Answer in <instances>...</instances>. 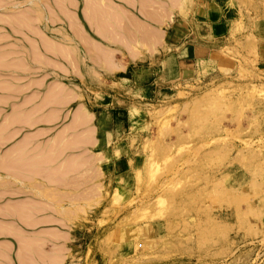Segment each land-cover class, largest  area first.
<instances>
[{
    "label": "rangeland",
    "instance_id": "374dc122",
    "mask_svg": "<svg viewBox=\"0 0 264 264\" xmlns=\"http://www.w3.org/2000/svg\"><path fill=\"white\" fill-rule=\"evenodd\" d=\"M6 1L9 7L19 4L21 8L24 0H0V105L11 104L3 106V118L13 115L12 105L33 98L20 88L9 91L14 82L10 69L20 66L10 60L19 56V46L11 44L9 34L20 24L21 11L14 8L6 15L2 9ZM181 3L183 11L202 22L219 13L226 18L254 15L256 30L264 32V0ZM25 18L22 21L29 24ZM115 22L112 33L128 40ZM260 42L249 37L216 43L213 52L196 54L182 72L174 66L169 79L164 78L170 75L166 70L161 78L152 75L148 68L154 64L128 70L132 57L122 48L106 47L110 64L116 61L127 70L110 66V72L93 73L91 78L62 80L76 89L74 102L51 132L41 125L30 134L59 133L77 111L78 124L91 120L93 138L86 140L92 142L98 191L92 210L83 211L79 219L74 264H264V51ZM62 48L57 49H67ZM61 50L62 55L69 52ZM102 53L93 56L103 61ZM84 56L81 49L79 57ZM62 91H57L56 99L67 96ZM51 98L46 102H58Z\"/></svg>",
    "mask_w": 264,
    "mask_h": 264
},
{
    "label": "crops",
    "instance_id": "0c3cea01",
    "mask_svg": "<svg viewBox=\"0 0 264 264\" xmlns=\"http://www.w3.org/2000/svg\"><path fill=\"white\" fill-rule=\"evenodd\" d=\"M98 1L100 3H98ZM147 1L148 2H146L145 0H71V1L70 0H24V2H22L21 8L18 7L19 4H17V7H13V8L9 7V4L7 1L4 7L2 8L6 12V14H8L7 11H12L14 8L16 10L20 9L22 18L23 16L24 17L28 16L27 19L30 18L29 24H26L25 21H23L24 22L23 24L22 18H21L19 25H16V26L10 25V29L12 28V26L14 27V31L11 30V34H9L10 39H12L11 44L16 45L15 47L17 48L19 46L18 52L20 53L19 56L14 57V60L17 59L15 60L16 62L13 60V58L10 60L11 62L20 63V64L22 63L20 65V68H18V66H15L16 69L12 68L10 69V72H11L12 79L15 78L13 79L14 82L11 83L13 85L12 86L13 92H16L14 88L21 86L20 89L22 91H26L29 93L27 94L28 95L27 97L32 95L33 98L31 102L27 104L22 105V104L16 103L12 105V106L16 105L17 107V108L14 107L12 109L13 110L12 119L13 117H15V119L13 120L11 119V117L3 118L4 116L1 111L3 109V106H7V105L11 106V104L0 105V112H1L0 113V124H2L0 126V134L4 132L3 134L0 135V138H1L0 139V161H1L0 167L1 168L3 167L2 169L0 168V228H1L0 229V246H1L0 253L2 254V255L0 254V264H21V263L26 264L27 262L29 263L30 261H31V264L32 263L34 264H74V262L72 261V257L77 252L76 250L77 249V227L80 224L79 219L82 217L83 211L92 210V208L94 207L93 203L95 202V196L98 191L97 189H94V176H93V168H92L93 154H92V142L90 141L93 138L92 123L88 122L89 123V124L87 123L88 125H85V126L78 125L77 126L75 124L77 123V118L75 116L74 119H72L69 122V124L61 132L55 133L49 137H46L47 136L46 133H47V130L51 132L53 129H55L58 126V123L62 121V119L64 118L63 111L65 110L67 106H69L72 102H74L75 97H76V89L64 84L62 82L63 79H66V78L72 79L73 77L74 78H77V77H80V78L90 77L91 78V75L93 73L98 75V73L101 74L105 71L110 72L108 71V68L110 66L113 67L112 70H116V71L122 70L123 68H125V70L128 69V66L123 67V65H121L120 63H117L116 61H114L112 64L107 65V64H103L102 63L103 61H99L96 58H94L93 55L98 51L96 50V47H98L99 49L100 48L106 49V47L122 48L124 49V52L128 54V56L132 57L130 59L132 62L130 63L129 65L130 68L128 70L131 71L136 66H139L142 63L148 64L150 66H152L151 64H154L155 66L149 67L148 71L151 72L152 75L153 73H157L158 76H160L159 78H161V76L164 75V72L166 70V72L168 71L170 75L169 77L164 76L165 79H169L173 77L175 67L180 72H182L184 69H187L186 65L189 63V61H191V58L193 59L196 58L194 57V56H197L196 54L201 53V52H207V51L213 52L211 50V47L212 45L215 46L216 43H222L227 40L230 42L234 40L236 41L237 39L239 40V39H245L249 37H255L259 41L260 40L262 41L260 42L259 46H260V49L264 51V39H262L264 38V32L263 30H256L258 29L256 27L257 20L254 17V15L252 16H249V15L238 16L237 15L234 18H226L224 15L219 13V14H213L211 17L206 18L202 22L194 18V16L191 15L189 12L183 11V9L181 8L182 0H177V1L176 0H147ZM98 15L99 17L101 15V17L100 18L97 17ZM107 17H109L110 19ZM114 17H120L121 19L124 18L123 20H121L122 25L118 23L117 24L119 26H122L125 32L127 31L126 33L128 34L126 36L127 37L130 36L128 37V40L126 39L122 40V37L118 36L120 38L119 39L117 38L116 34L114 35L115 36L114 38V36H112L111 34L107 35L106 33H104L105 31L107 32L111 31L110 33L113 32L112 31L113 28L111 27L115 26L112 24V20ZM98 19H99L98 23L100 25L97 23ZM101 22H104V23L106 22L107 24L105 23L104 25V23H101ZM110 24L112 25L110 26ZM103 25L104 26L109 25L110 27L108 26L102 27ZM50 33H52L53 36H50L49 35ZM27 36L29 39L27 38ZM85 38L86 39L89 38V39L86 40ZM47 40H50L53 43L54 48L55 46L56 48H60V46L61 48L62 46L66 48L69 47L67 50L70 52H74L73 59L71 57L69 58L67 56L68 54L67 55H61L60 53L58 54L56 51H54V49L53 51L52 49L50 51V48L47 47V43H46ZM128 43H132V44H128ZM55 44H57L58 47ZM33 47H35V50ZM132 47L138 48L140 50L139 53L136 51L135 54H132V51L129 50ZM81 49L82 51H84V55H85L84 58L79 57V51ZM262 54L264 56L263 52ZM7 58L8 57H6L5 59ZM20 58H22L21 59L22 61H20ZM72 60H74L75 62ZM25 65L27 67H25ZM74 65L76 66L74 67ZM111 73H113V71ZM49 79H51V81H49ZM36 82L38 83L37 85H36ZM57 87H58V90H63V92L66 91L68 94L70 93L69 94L70 99L67 100L69 101L68 102L69 104L67 103V101L65 103L59 102V104L57 102H54L55 105L54 103L49 104L46 102L50 94L55 95L53 93L54 92L53 89L55 90ZM19 107L20 108L22 107V108L20 109ZM38 110L40 111L39 113H38ZM52 110L55 111L56 113L52 112ZM17 111L18 112L20 111V113H18ZM26 111L27 113H25ZM53 113H55L56 115L52 117L51 115H53ZM18 114L19 116H17ZM23 115L25 118L23 117L24 119H21ZM27 115L29 118L27 117ZM49 116H51L52 118L46 119V118H49ZM17 117L20 120H18ZM34 118H37V119H34ZM6 120L7 121L9 120L8 123L9 122L10 123L7 124ZM22 120L24 123H22ZM32 120H34L33 124H32L33 122ZM13 121L15 122L17 121L16 124ZM41 125H46L49 129L44 130L43 132H37L35 134H30L31 130L38 129ZM8 126H11V127L9 128ZM87 129L89 130L87 131ZM13 130L14 131L17 130V131L14 132ZM10 134L11 136L13 135V137H11ZM17 134L19 135L16 136ZM87 134L91 137L89 141L86 140V138L89 137ZM27 135L30 137L27 138ZM8 137H10L12 140H10V138ZM46 139L48 141H46ZM55 139L57 143L59 142L58 143L59 145L56 144V142H54ZM59 139L60 140L62 139V140L60 141ZM75 139L77 140V142L75 141ZM23 141L25 142L23 143ZM62 141L63 142L66 141V142L63 143ZM82 141L84 143H82ZM19 145L20 146L22 145L21 148ZM15 146L17 148H15ZM35 149L37 150L35 151ZM30 150L33 152H31ZM48 152H50L49 153L50 155H47ZM22 154L24 155V157H20L22 156ZM36 154L37 155L39 154L38 156H41L40 158L41 160ZM59 155L60 156L62 155L61 158ZM49 157L51 160H54V161L56 160L55 163L54 161H51L50 159H48ZM51 157L52 158L54 157V159H52ZM35 158L37 159V161H35L36 163L38 162L37 164L34 162V160H36ZM43 158H45L44 162L46 163H49L50 161L51 162L49 164H46V163L44 164V162H42L41 164L40 162L43 161ZM6 159H8L9 161ZM67 159H71L72 161L74 160L75 161L70 162L71 160H67ZM4 160L7 162H5ZM30 160H32L33 162L31 161L32 163H29ZM10 161L12 163L15 161L13 163L14 165L11 164ZM23 161L24 163H22ZM68 162L70 163L69 166H71L70 172H69ZM73 163L75 164L73 165ZM82 163L84 165L81 166L80 164ZM59 164L61 167L59 166ZM32 165L36 167L34 168ZM65 165H67L68 167ZM23 166H25L24 167L25 169L23 168ZM47 166L50 168L49 170ZM64 166L66 168V173L64 170L65 168H63ZM74 166L76 168H74ZM29 170L32 171L33 173L30 172ZM46 170L48 171L47 173H46ZM50 171H53V172H50ZM49 175L50 177H48L47 179V176ZM55 177L57 178L55 180H52ZM52 181H55V183H53ZM63 183L64 184L67 183V184L64 185ZM46 189L47 190L50 189V190L47 191ZM41 191L43 192L42 195H40L42 193ZM56 191L59 195L56 193ZM47 193L49 196L50 195L51 196L49 197ZM68 193H70L68 195L69 197L66 195ZM44 194L46 196H44ZM75 196L77 199L75 198ZM71 197H73V200H71L72 199ZM55 198L57 200H55ZM49 199H51V201ZM53 201L55 203L58 201L57 202L58 204L57 203L55 204ZM15 203L17 204L18 207L15 205ZM13 207H15L16 210H19L22 207L21 212L19 211L20 214H22L24 210L33 211V208L36 210L43 208L47 212L44 210H42V212L44 211V213H42L41 210H39L41 212L40 214H38L39 211L37 213L35 212L34 216L36 217L38 216L37 217L38 219L41 217H44V218H42V220H35L34 223H32L33 221L30 222L28 219L24 218L23 216L20 217L19 214L17 215L16 212L18 211H15ZM25 207L26 208L30 207V208L24 209ZM55 207H57V211ZM49 208L50 209L52 208V209L50 210ZM58 210L59 212L62 211L63 213L60 214ZM13 211L15 212V216H14ZM67 211L69 212L73 211V212H71L70 215H67ZM40 221L43 223L40 224ZM57 221H59V223ZM24 237H26L27 240ZM29 238H31V240H29ZM34 238L35 240H33ZM30 241L32 243H30ZM20 242H23V243L20 244ZM27 247L29 248V250L27 249ZM23 251L25 253H23ZM45 254L46 256H49V257H46ZM53 255L54 257L55 256L56 257L54 258ZM26 259H31V260L29 261Z\"/></svg>",
    "mask_w": 264,
    "mask_h": 264
},
{
    "label": "bare ground",
    "instance_id": "6f19581e",
    "mask_svg": "<svg viewBox=\"0 0 264 264\" xmlns=\"http://www.w3.org/2000/svg\"><path fill=\"white\" fill-rule=\"evenodd\" d=\"M3 1H4V0H3ZM70 1H71V0H70ZM145 1L148 2L147 0H145ZM96 2H97V1H96ZM140 2H142V1H140ZM91 3H92V2H91ZM91 3H90V4H91ZM98 3H100V2L98 1ZM152 3H153V1H152ZM56 4H57V3H56ZM70 4H71V3H70ZM70 4H69V5H70ZM94 5H95V4H94ZM101 5H102V4H101ZM71 6H72V5H71ZM3 7H4V6H3ZM102 7H103V6H102ZM105 7H106V6H105ZM107 7H108V6H107ZM146 8H147V7H146ZM26 9H27V8H26ZM66 9H67V8H66ZM109 9H110V8H109ZM63 10H64V9H63ZM91 10H92V9H91ZM91 10H90V11H91ZM105 10H107V9H105ZM23 11H24V10H23ZM29 11H30V10H29ZM49 11H51V10H49ZM95 11H96V10H95ZM108 11H109V10H108ZM68 12H69V11H68ZM91 12H92V11H91ZM100 12H101V11H100ZM105 12H106V11H105ZM109 12H110V11H109ZM113 12H114V11H113ZM36 13H37V12H36ZM110 13H111V12H110ZM115 13H116V12H115ZM115 13H114V14H115ZM23 14H24V13H23ZM25 14H27V13H25ZM49 14H50V12H49ZM91 14H92V13H91ZM91 14H90V15H91ZM96 14H97V13H96ZM98 14H100V13H98ZM106 14H107V13H106ZM114 14H112V15H114ZM6 15H7V14H6ZM21 15H22V14H21ZM92 15H93V14H92ZM102 15H104V14H102ZM116 15H117V14H116ZM4 16H5V15H4ZM39 16H40V15H39ZM66 16H67V15H66ZM109 16H110V15H109ZM117 16H118V15H117ZM26 17H28V16H26ZM55 17H56V16H55ZM75 17H76V16H75ZM97 17H99V15H98ZM97 17H96V18H97ZM100 17H101V15H100ZM100 17H99V18H100ZM104 17H105V16H104ZM126 17H127V16H126ZM21 18H22V17H21ZM21 18H20V19H21ZM93 18H94V16H93ZM93 18H92V20H93ZM107 18H109V17H107ZM29 19H30V18H29ZM33 19H34V18H33ZM90 19H91V18H90ZM101 19H102V18H101ZM101 19H100V20H101ZM104 19H105V18H104ZM109 19H110V18H109ZM115 19H116V22H117V19H118V21H119L120 18H119V17H117V18L115 17ZM115 19L113 18V21H112L113 23H114V20H115ZM123 19H124V18H122V19H120V20H123ZM22 20H24V19H22ZM25 20H27L26 22L29 23L27 18H25ZM35 20H36V19H35ZM90 21H91V20H90ZM102 21H103V20H102ZM5 22H6V21H5ZM22 22H23V21H22ZM30 22H31V21H30ZM98 22H99V19H98L97 23H98ZM116 22H115V24H116ZM124 22H125V20H124ZM32 23H34V22H32ZM75 23H76V22H75ZM101 23H104V22H101ZM105 23H106V22H105ZM105 23H104V25H105ZM117 23L119 24L120 21L117 22ZM121 23H122V21H121ZM133 23H135V22H133ZM133 23H132V24H133ZM21 24H22V23H21ZM70 24H71V23H70ZM98 24H99V23H98ZM106 24H107V23H106ZM118 24H116V25H118ZM99 25H100V24H99ZM104 25H103L102 27H106V26L110 27L112 24H110V26H109V25L104 26ZM121 25H122V24H121ZM97 26H98V25H97ZM20 27H21V26H20ZM116 27H117V26H116ZM119 27H120L121 29L123 28L122 26H119V25H118V28H119ZM25 28H26V27H25ZM79 28H80V27H79ZM111 28L114 29V26L111 27ZM120 28H119V29H120ZM37 29H38V28H37ZM77 29H78V27H77ZM101 29H102V28H101ZM109 29H110V28H109ZM143 29H144V28H143ZM27 30H28V29H27ZM107 30H108V29H107ZM117 30H118V29H117ZM144 30H145V29H144ZM76 31H77V30H76ZM79 31H80V30H79ZM101 31H103V30H101ZM113 31H114V30H113ZM120 31H121V30H120ZM120 31H119V33H120ZM77 32H78V31H77ZM95 32H96V31H95ZM106 32H107V31H105L104 33H106ZM110 32H111V31H110ZM110 32H108L109 34H107V35H110V34H111ZM121 32H122V31H121ZM123 32H125V31H123ZM123 32L121 33V36H123V35H122ZM126 32H127V31H126ZM30 33H31V32H30ZM40 33H42V32H40ZM83 33H84V32H83ZM98 33H99V32H98ZM113 33H114V32H113ZM115 33H117V31H115ZM23 34H24V33H23ZM75 34H76V33H75ZM79 34H80V33H79ZM81 34H82V33H81ZM101 34H102V33H101ZM117 34H118V33H117ZM117 34H116V35H117ZM126 34H128V33H126ZM129 34H130V33H129ZM40 35H41V34H40ZM76 35H77V34H76ZM112 35H115V34H112ZM124 35H125V34H124ZM83 36H84V34H83ZM117 36H119V34H118ZM125 37H126V35H125ZM128 37H130V36H128ZM27 38H28V36H27ZM27 38H26V39H27ZM40 38H41V37H40ZM42 38H43V37H42ZM45 38H46V37H45ZM83 38H84V37H83ZM114 38H115V36H114ZM117 38H118V37H117ZM28 39H29V38H28ZM48 39H49V38H48ZM81 39H82V38H81ZM85 39H86V38H85ZM87 39H89V38H87ZM87 39H86V40H87ZM30 40H31V39H30ZM40 40H41V39H40ZM83 40H84V39H83ZM41 41H42V40H41ZM47 41H49V40H47ZM91 41H92V39H91ZM113 41H114V40H113ZM45 42H46V41H45ZM49 42H50V41H49ZM84 42H85V41H84ZM93 42H94V41H93ZM118 42H119V41H118ZM42 43H43V42H42ZM34 44H36V43H34ZM47 44H49L50 46L53 45V43H52V44L47 43ZM85 44H86V43H85ZM31 45H32V44H31ZM49 45H48V46H49ZM55 45H57V44H55ZM96 45H97V44H96ZM32 46H33V45H32ZM48 46H47V47H48ZM50 46H49V47H50ZM92 46H93V45H92ZM36 47H37V46H36ZM49 47H48V48H49ZM57 47H58V45H57ZM62 47H63V46H62ZM94 47H95V46H94ZM94 47H93V48H94ZM99 47H100V46H99ZM33 48H34V50H35V47H33ZM55 48H56V46H55ZM60 48H61V46H60ZM65 48H66V47H63L62 49H65ZM68 48H69V47H68ZM68 48H67V49H68ZM96 48H98V47H96ZM53 49H54V46L52 47V51H53ZM56 49H57V48H56ZM67 49H65V50H67ZM98 49H99V48H98ZM98 49H97V50H98ZM100 49L102 50L103 48H100ZM100 49H99V53H98V54H94V55H97V56H99V54L101 55L102 52L100 51ZM36 50H37V49H36ZM45 50H47V49H45ZM58 50H59V49L56 50L57 53H58L61 49H60L59 51H58ZM65 50H63V51H65ZM103 50H104V49H103ZM103 50H102V51H103ZM50 51H51V49H50ZM63 51L61 50V53L64 54ZM91 52H92V51H91ZM97 52H98V51H97ZM100 52H101V53H100ZM52 53H54V52H52ZM65 53H66V54H64V55H67V53H68V55H70V51H69V52L66 51ZM105 53H107V52H105V50H104V52L102 53V54L104 55L103 57L105 58V61L107 60V61H108V64H110L109 61H111V57H110V55L108 56V54L105 55ZM17 54H18V52H17ZM22 54H23V53H22ZM40 54H41V53H40ZM49 54H50V52H49ZM58 54H59V53H58ZM72 54H73V53L71 52V56H69V57H73L74 55L72 56ZM13 55H16V54L14 53ZM19 55H20V53H19ZM35 55H36V53H35ZM37 55H38V53H37ZM61 55H62V54H61ZM68 55H67V56H68ZM42 56H43V55H42ZM97 56H96V57H97ZM105 56H106V57L108 56V59H106ZM56 57H57V56H56ZM104 58H103V61H104ZM109 58H110V60H109ZM11 59H12V58H11ZM21 59H22V58H20V61H22ZM64 59H65V58H64ZM72 59H73V58H72ZM98 59H99V58H98ZM101 59H102V57H101ZM13 60H14V58H13ZM15 60H17V59H15ZM15 60H14V61H15ZM43 60H44V59H43ZM47 60H48V59H47ZM65 60H66V59H65ZM70 60H71V59H70ZM51 61H52V60H51ZM72 61H74V60H72ZM100 61H101V60H100ZM105 61H104V62H105ZM15 62H16V61H15ZM44 62H45V61H44ZM74 62H75V61H74ZM12 63H13V62H12ZM50 63H51V62H50ZM21 64H22V63H21ZM21 64L19 63V65H21ZM23 64H24V63H23ZM48 64H49V63H48ZM52 64H53V62H52ZM57 64H58V63H57ZM54 65H55V64H54ZM16 66H17V65H16ZM75 66H76V65H74V67H75ZM25 67H27V66L25 65ZM18 68H20V66H19ZM58 68H59V67H58ZM62 68H63V67H62ZM71 68H73V67H71ZM15 69H16V68H15ZM64 72H65V71H64ZM10 73H11V72H10ZM66 73H68V72H66ZM11 79H12V78H11ZM13 79H15V78H13ZM25 79H26V78H25ZM38 80H39V79H38ZM15 81H16V80H15ZM39 81H40V80H39ZM18 82H19V81H18ZM37 84H38V83L36 82V85H37ZM40 85H41V84H40ZM47 85H48V84H47ZM12 86H13V85H12ZM12 86H11V88H12ZM29 86H30V85H29ZM29 86H28V87H29ZM5 87H6V86H5ZM20 87H21V86H20ZM20 87H18V88H20ZM18 88H16V90H17ZM22 88H23V87H22ZM57 88H58V87H57ZM6 89H10V88H6ZM14 89H15V88H14ZM16 90H15V91H16ZM4 91H5V90H4ZM4 91H3V92H4ZM9 91L13 92V89H11V90H9ZM53 91H54V89H53ZM55 91H56V89H55ZM55 91H54V92H55ZM57 91H59V93H61V92H60L61 90H57ZM57 91H56V93H57ZM5 92H6V91H5ZM54 92H53V93H54ZM62 92H63V91H62ZM64 92H65V91H64ZM13 93H14V92H13ZM48 93H49V92H48ZM56 93H54L55 95L52 94V96H54L53 99H56V97H57V94H56ZM66 93H67V92H66ZM62 94H63V93H62ZM69 94H70V93H69ZM13 95H14V94H13ZM58 95H59V94H58ZM60 95H61V94H60ZM2 96H3V95H1V97H2ZM5 96H6V95H5ZM52 96L50 95V97H52ZM55 96H56V97H55ZM63 96H64V95H63ZM63 96H61L60 99H58V98L56 99V100H58V102H57L58 104H59V101L61 102V100L65 99V98H66V99L68 98V100H69V98H70V95H69V97H68V93H67V96H66V97H65V96L63 97ZM62 97H63V98H62ZM8 98H9V97H8ZM8 98H7V99H8ZM13 98H14V97H13ZM15 98H16V97H15ZM2 99H3V98H2ZM53 99L51 98V100H53ZM66 99H65V101H66ZM0 100H1V99H0ZM47 101H48V100H47ZM65 101H63V102L65 103ZM51 102L54 103L55 100H54V101H51ZM68 102H69V101H67V103H68ZM58 104H57V105H58ZM60 104H61V103H60ZM68 104H69V103H68ZM68 104H67V105H68ZM54 105H55V103H54ZM64 105H66V104H64ZM17 106H18V105H17ZM61 106H63V105H61ZM15 107H16V105H15ZM16 108H17V107H16ZM19 108H20V107H19ZM21 108H22V107H21ZM21 108H20V109H21ZM15 110H16V109H15ZM60 111H61V110H60ZM79 111H81V110H79ZM17 112H18V111H17ZM36 112H37V111H36ZM39 112H40V111L38 110V113H39ZM52 112H55V111L52 110ZM52 112H51V113H52ZM77 112H78V111H77ZM77 112H76V114H77ZM0 113H1V112H0ZM18 113H20V111H19ZM25 113H27V111H26ZM29 113H30V112H29ZM55 113H56V112H55ZM55 113H54V115H56ZM81 113H82V112H81ZM14 114H15V113H14ZM22 114H23V112H22ZM30 114H31V113H30ZM34 114H35V112H34ZM76 114H75L74 116L77 117ZM20 115H21V114H20ZM28 115H29V114H28ZM28 115H27V117H28ZM78 115H80L79 112H78ZM15 116H16V115H15ZM17 116H19V114H18ZM43 116H44V115H43ZM43 116H42V117H43ZM51 116L53 117V115H51ZM51 116H49V118H46V119H50V118H52ZM87 116H88V115H87ZM87 116H86V118H85V121H86V122H87V118H88ZM8 117H9V116H8ZM10 117H11V119H12V116H10ZM10 117H9V118H10ZM20 117H21V116H20ZM23 117H24V115L22 116L21 119H24V118H25V117H24V118H23ZM31 117H33V116H31ZM37 117H38V116H37ZM56 117H57V116H56ZM79 117H80V118H81V117L84 118L85 116L81 115V116H79ZM6 118H7V116H6ZM28 118H29V117H28ZM39 118H40V117H39ZM54 118H55V117H54ZM80 118H79V121H83V120H81ZM13 119H15V117H13ZM13 119H12V120H13ZM17 119H18V117H17ZM34 119H37V118H34ZM43 119H44V118H43ZM57 119H58V118H57ZM77 119H78V118H77ZM89 119H90V117H89ZM18 120H20V119H18ZM39 120H40V119H39ZM52 120H53V119H52ZM6 121H7V120H6ZM8 121H9V120H8ZM8 121H7V124L10 123V122L8 123ZM10 121H11V120H10ZM27 121H28V120H27ZM32 121H33V122H32V124H33V123H34V120H32ZM54 121H55V119H54ZM77 121H78V120H77ZM13 122H15V121H13ZM16 122H17V121H16ZM16 122H15V124H16ZM25 122H26V120H25ZM37 122H39V121H37ZM88 122H91V120H89ZM88 122H87V123H88ZM22 123H24L23 120H22ZM77 123H78V122H77ZM77 123H75L77 126L81 124L80 122H79V124H77ZM82 123H83V122H82ZM84 123H85V122H84ZM84 123H83V124H84ZM11 124H12V123H11ZM17 124H18V123H17ZM32 124H31V125H32ZM88 124H89V123H88ZM88 124H87V125H88ZM19 125H20V124H19ZM26 125H27V123H26ZM29 125H30V123H29ZM83 126H85V125H83ZM83 126H81V127H83ZM6 127H7V125H6ZM8 127L10 128L11 126H8ZM79 127H80V126H79ZM18 128H19V127H18ZM89 128H90V127H89ZM4 130H5V129H4ZM4 130H3V131H4ZM6 130H7V129H6ZM10 130H11V129H10ZM17 130H19V129H17ZM17 130H16V131H17ZM20 130H21V129H20ZM3 131H2V132H3ZM13 131H14V130H13ZM16 131H14V132H16ZM87 131H88V129H87ZM85 132H86V130H85ZM3 133H4V132H3ZM3 133H1V134H3ZM17 133H18V132H17ZM87 133H88V132H87ZM1 134H0V135H1ZM13 134H14V133H13ZM5 135H6V134H5ZM7 135H8V134H7ZM18 135H19V134H17L16 136H18ZM2 136H3V135H2ZM10 136H11V134H10ZM40 136H41V135H40ZM88 136H89V135H88ZM11 137H13V135H12ZM24 137H26V136H24ZM28 137H30V136L27 135V138H28ZM42 137H43V136H42ZM54 137H55V136H54ZM54 137H53V138H54ZM82 137H83V136H82ZM2 138H4V137H2ZM8 138H10V137H8ZM31 138H32V137H31ZM35 138H36V137H35ZM37 138H38V137H37ZM55 138H56V137H55ZM59 138H60V137H59ZM89 138H91V137L89 136ZM0 139H1V138H0ZM22 139H23V138H22ZM33 139H34V137H33ZM63 139H64V138H63ZM65 139H66V138H65ZM8 140H9V139H8ZM10 140H12V139L10 138ZM59 140H60V139H59ZM59 140H58V141H59ZM61 140H62V139H61ZM61 140H60V141H61ZM82 140H83V139H82ZM20 141H21V140H20ZM20 141H19V142H20ZM26 141H27V140H26ZM46 141H48V140L46 139ZM53 141H54V140H53ZM53 141H52V142H53ZM75 141L77 142L76 139H75ZM24 142H25V141H23V143H24ZM31 142H32V141H31ZM54 142H56V139H55ZM54 142H53V143H54ZM62 142H63V141H62ZM64 142H66V141H64ZM64 142H63V143H64ZM29 143H30V142H29ZM29 143H28V144H29ZM40 143H41V142H40ZM47 143H48V142H47ZM58 143H59V142H58ZM58 143L56 142V144H58ZM73 143H74V142H73ZM21 144H22V143H21ZM38 144H39V142H38ZM38 144H37V145H38ZM45 144H46V143H45ZM54 144H55V143H54ZM54 144H53V145H54ZM68 144H69V143H68ZM31 145H32V144H31ZM50 145H51V144H50ZM58 145H59V144H58ZM58 145H57V146H58ZM17 146H18V144H17ZM19 146H20V145H19ZM21 146H22V145H21ZM21 146H20V148H21ZM23 146H24V145H23ZM27 146H28V145H27ZM27 146H26V147H27ZM34 146H35V144H34ZM51 146H52V145H51ZM54 146H55V145H54ZM70 146H71V145H70ZM26 147H25V148H26ZM37 147H38V146H37ZM15 148H17V147L15 146ZM18 148H19V147H18ZM20 148H19V149H20ZM23 148H24V147H23ZM34 148H35V147H34ZM38 148H39V147H38ZM13 149H14V148H13ZM19 149H18V150H19ZM51 149H52V148H51ZM23 150H24V149H23ZM33 150H34V149H33ZM36 150H37V149H35V151H36ZM40 150H41V149H40ZM49 150H50V149H49ZM14 151H15V150H14ZM30 151H31V150H30ZM6 152H7V151H6ZM10 152H11V151H10ZM21 152H22V151H21ZM26 152H27V151H26ZM31 152H33V151H31ZM43 152H44V150H43ZM50 152H51V151H50ZM50 152H48L47 155H50V154H49ZM13 153H14V152H13ZM37 153H38V152H37ZM41 153H42V151H41ZM41 153H40V154H41ZM53 153H54V152H53ZM14 154H15V153H14ZM23 154H24V153H23ZM23 154H22V156H20V157H24ZM56 154H57V153H56ZM3 155H4V154H3ZM5 155H6V154H5ZM8 155H9V154H8ZM10 155H11V154H10ZM16 155H17V154H16ZM19 155H20V154H19ZM36 155H37V154H36ZM38 155H39V154H38ZM38 155H37V156H38ZM51 155H53V154H51ZM42 156H43V155H42ZM44 156H45V154H44ZM44 156H43V157H44ZM57 156H58V155H57ZM59 156H60V155H59ZM61 156H62V155H61ZM61 156H60V158H61ZM16 157H17V156H16ZM38 157H39V159L41 158V156H38ZM3 158H4V157H3ZM32 158H33V157H32ZM32 158H31V159H32ZM36 158H37V157H36ZM36 158H35V159H36ZM51 158H52V157H51ZM56 158H57V157H56ZM4 159H5V158H4ZM14 159H15V158H14ZM48 159H50V157H49ZM48 159H47V160H48ZM52 159H54V157H53ZM6 160H8V159H6ZM16 160H17V159H16ZM23 160H24V159H23ZM26 160H27V159H26ZM28 160H29V159H28ZM33 160H34V159H33ZM40 160H41V159H40ZM40 160H39V161H40ZM44 160H45V158H43V161H41L40 163L42 164V162H44ZM50 160H51V159H50ZM50 160H49V161H50ZM64 160H66V159H64ZM67 160H71V159H67ZM75 160H76V158H75ZM75 160H74V161H75ZM4 161H5V160H4ZM8 161H9V160H8ZM20 161H21V160H20ZM31 161H32V160H30L29 163H32V162H33V161H32V162H31ZM35 161H37V159L34 160V162H35ZM51 161H54V160H51ZM51 161H50V162H51ZM55 161H56V160H55ZM55 161H54V163H55ZM74 161L71 160L70 162H74ZM2 162H3V161H2ZM5 162H7V161H5ZM10 162H11V161H10ZM10 162H9V163H10ZM14 162H15V161H14ZM14 162H13V163H14ZM17 162H18V161H17ZM50 162H49V163H50ZM0 163H1V161H0ZM13 163L11 162V164H13ZM18 163H19V162H18ZM22 163H24V161H23ZM22 163H20V164H22ZM26 163H27V162H26ZM29 163H28V164H29ZM35 163H36V162H35ZM37 163H38V162H37ZM37 163H36V164H37ZM45 163H46V162H44V164H45ZM49 163H46V164H49ZM52 163H53V162H52ZM28 164H27V165H28ZM44 164H43V165H44ZM60 164H62V163H60ZM60 164H59V166H60ZM64 164H65V163H64ZM74 164H75V163H73V165H74ZM2 165H3V164H2ZM13 165H14V164H13ZM24 165H25V164H24ZM29 165H30V164H29ZM69 165H70V163L68 162V166H69ZM0 166H1V165H0ZM15 166H16V165H15ZM18 166H19V165H18ZM32 166H33V165H32ZM65 166H67V165H65ZM65 166H64L63 168H65ZM68 166H67V167H68ZM4 167H5V166H4ZM10 167H11V166H10ZM24 167H25V166H23V168H24ZM28 167H30V166H28ZM33 167H34V166H33ZM35 167H36V166H35ZM35 167H34V168H35ZM42 167H43V166H42ZM56 167H57V166H56ZM60 167H61V166H60ZM0 168H1V167H0ZM2 168H3V167H2ZM2 168H1V169H2ZM7 168H9V167H7ZM15 168H16V167H15ZM20 168H21V167H20ZM26 168H27V167H26ZM47 168H48V170L50 169L48 166H47ZM47 168H46V169H47ZM57 168H58V167H57ZM63 168H62V169H63ZM74 168H76V167L74 166ZM13 169H14V168H13ZM24 169H25V168H24ZM29 169H30V168H29ZM31 169H32V168H31ZM51 169H52V167H51ZM4 170H5V169H4ZM16 170H17V169H16ZM22 170H23V169H22ZM36 170H37V169H36ZM38 170H40V169H38ZM53 170H54V169H53ZM64 170H65V173H66V168H65ZM73 170H74V169H73ZM24 171H25V170H24ZM29 171H30V170H29ZM56 171H57V170H56ZM61 171H62V170H61ZM71 171H72V170H71ZM6 172H7V171H6ZM25 172H26V171H25ZM30 172H32V171H30ZM38 172H39V171H38ZM47 172H48V171L46 170V173H47ZM50 172H53V171H50ZM57 172H58V171H57ZM59 172H60V170H59ZM67 172H68V171H67ZM69 172H70V168H69ZM11 173H12V172H11ZM32 173H33V172H32ZM54 173H55V172H54ZM61 173H63V172H61ZM14 174H16V173H14ZM36 174H37V173H36ZM81 174H82V173H81ZM44 175H45V174H44ZM58 175H60V174H58ZM18 176H20V175H18ZM52 176H53V175H52ZM56 176H57V175H56ZM22 177H23V175H22ZM22 177H21V178H22ZM41 177H42V176H41ZM48 177H50V175L47 176V179H48ZM60 177H61V176H60ZM56 178H57V177H55V178L52 179V180H55ZM66 178H67V177H66ZM31 179H32V178H31ZM27 180H28V179H27ZM44 180H45V179H44ZM63 180H64V179H63ZM71 180H72V179H71ZM58 181H59V179H58ZM58 181H57V183H58ZM72 181H73V180H72ZM75 181H76V180H75ZM75 181H74V182H75ZM52 182L55 183V181H52ZM61 182H62V181H61ZM66 182H67V181H66ZM67 183H68V182H67ZM67 183H65V184H67ZM71 183H72V182H71ZM63 184H64V183H63ZM65 184H64V185H65ZM36 185H37V184H36ZM59 185H60V184H59ZM64 185H62V186H64ZM68 185H69V184H68ZM73 185H74V183H73ZM76 185H77V184H76ZM83 185H85V184H83ZM62 186H61V187H62ZM39 187H40V186H39ZM64 187H66V186H64ZM68 187H69V186H68ZM73 188H74V187H73ZM75 188H76V186H75ZM54 189H55V188H54ZM91 189H92V188H91ZM44 190H45V189H44ZM46 190H47V189H46ZM49 190H50V189H49ZM49 190H47V191H49ZM57 190H58V189H57ZM87 190H89V189H87ZM37 191H38V190H37ZM42 191H43V190H42ZM42 191H41V192H42ZM52 191H53V190H52ZM50 192H51V191H50ZM50 192H49V193H50ZM56 193H57V191H56ZM62 193H63V192H62ZM42 194H43V192H42L40 195H42ZM45 194H46V193H45ZM45 194H44V196H46ZM57 194H58V193H57ZM64 194H65V193H64ZM69 194H70V193H68V194H66V195L68 196ZM38 195H39V194H38ZM47 195H48V193H47ZM54 195H55V194H54ZM58 195H59V194H58ZM76 195H77V194H76ZM1 196H2V195H1ZM48 196H49V195H48ZM50 196H51V195H50ZM50 196H49V197H50ZM56 196H57V195H56ZM56 196H54V197H56ZM61 196H62V194H61ZM72 196H73V195H72ZM52 197H53V195H52ZM59 197H60V196H59ZM68 197H69V196H68ZM77 197H78V196H77ZM45 198H47V197H45ZM60 198H61V197H60ZM62 198H63V197H62ZM65 198H66V197H65ZM71 198H72V199H71ZM71 198H70V199L73 200V197H71ZM75 198H76V196H75ZM68 199H69V198H68ZM76 199H77V198H76ZM49 200L51 201V199H49ZM52 200H53V198H52ZM55 200H57V199L55 198ZM55 200H54V201H55ZM59 200H60V199H59ZM84 200H85V199H84ZM54 201H53V202H54ZM6 202H7V201H6ZM9 202H10V201H9ZM57 202H58V201H57ZM57 202H56V203H57ZM72 202H73V201H72ZM76 202H77V200H76ZM38 203H40V202H38ZM41 203H42V202H41ZM54 203H55V202H54ZM56 203H55V204H56ZM61 203H62V202H61ZM18 204H19V203H18ZM57 204H58V203H57ZM8 205H9V204H8ZM11 205H12V204H11ZM15 205L17 206L16 203H15ZM28 205H29V204H28ZM34 205H35V204H34ZM41 205H42V204H41ZM5 206H7V205H5ZM17 207H18V206H17ZM13 208H14L15 211H18V212H16L17 215L19 214L20 217L23 216L24 218L28 219L30 222L33 221L32 223H34L35 220H42V218H44V217H41V218L38 219V218H37L38 216H37V217L34 216V215H35L34 213H35L36 211L38 212L39 210H41V212H42V210H44L43 208H40L39 210H38V209L36 210V209L33 208L34 211L30 212V210H29V211L24 210V209H29L30 207H29V208H28V207H27V208L25 207L24 209H22V210H24V211L22 212V214H20V212H21V208H22V207H21V208L19 207V208H20V209L18 208L19 210H16L15 207H13ZM8 209H9V208H8ZM49 209H50V208H49ZM51 209H52V208H51ZM51 209H50V210H51ZM55 209H56V211H57V207H55ZM35 210H36V211H35ZM53 210H54V209H53ZM53 210H52V211H53ZM11 211H12V210H11ZM19 211H20V212H19ZM44 211H46V210H44ZM44 211H43L42 213H44ZM27 212H28V213H27ZM37 212H36V213H37ZM41 212L39 211L38 214H40ZM46 212H47V211H46ZM53 212H54V211H53ZM58 212H59V210H58ZM13 213H14V216H15V212H14V211H13ZM61 213H62V211H61ZM47 214H48V213H47ZM43 215H45V214H43ZM58 215H59V214H58ZM49 216H50V215H49ZM5 217H6V216H5ZM39 217H40V216H39ZM48 218H49V217H48ZM18 219H19V218H18ZM20 220H21V219H20ZM47 220H48V219H47ZM52 220H53V219H52ZM57 220H58V219H57ZM22 221H23V220H22ZM44 221H45V220H44ZM2 222H3V221H2ZM25 222H27V221H25ZM57 222L59 223V221H57ZM62 222H63V221H62ZM13 223H14V222H13ZM41 223H43V222L40 221V224H41ZM48 223H49V222H48ZM22 224H23V223H22ZM28 224H29V223H28ZM45 224H46V223H45ZM63 224H64V223H63ZM32 225H33V224H32ZM34 225H35V224H34ZM64 226H65V225H64ZM64 226H63V227H64ZM66 226H67V225H66ZM12 227H13V226H12ZM33 227H34V226H33ZM8 228H9V227H8ZM0 229H1V228H0ZM12 229H13V228H12ZM14 229H15V228H14ZM18 231H20V230H18ZM6 232H7V231H6ZM9 233H10V232H9ZM19 233H20V232H19ZM21 233H22V232H21ZM26 234H27V233H26ZM34 234H35V233H34ZM37 234H38V233H37ZM44 234H45V233H44ZM46 234H47V233H46ZM41 235H42V234H41ZM51 235H52V234H51ZM47 236H48V235H47ZM24 238H26V237H24ZM24 238H23V239H24ZM18 239H19V238H18ZM26 240H27V238H26ZM29 240H31V238H29ZM33 240H35V238H34ZM20 241H21V240H20ZM22 241H23V240H22ZM33 242H34V241H33ZM21 243H23V242H20V244H21ZM28 243H29V241H28ZM30 243H32V242L30 241ZM34 243H35V242H34ZM24 244H25V243H24ZM37 244H38V243H37ZM22 246H23V245H22ZM25 246H26V245H25ZM30 246H31V245H30ZM0 247H1V246H0ZM32 247H33V246H32ZM39 247H40V246H39ZM25 248H26V247H25ZM25 248H23V249H25ZM36 248H37V247H36ZM21 249H22V247H21ZM27 249L29 250L28 247H27ZM41 250H42V249H41ZM53 250H54V249H53ZM21 251H22V250H21ZM21 251H20V252H21ZM39 251H40V249H39ZM35 252H36V251H35ZM37 252H38V251H37ZM41 252H42V251H41ZM21 253H22V252H21ZM23 253H25V252L23 251ZM0 254H1V253H0ZM59 254H60V252H59ZM1 255H2V254H1ZM22 255H23V254H22ZM22 255H21V256H22ZM39 255H40V254H39ZM54 255H56V254H54ZM54 255H53V257H54ZM5 256H6V255H5ZM5 256H4V257H5ZM19 256H20V255H19ZM24 256H25V255H24ZM24 256H23V257H24ZM43 256H44V255H43ZM43 256H42V257H43ZM45 256H46V254H45ZM50 256H51V255H50ZM46 257H49V256H46ZM55 257H56V256H55ZM55 257H54V258H55ZM57 257H59V256H57ZM20 258H21V257H20ZM32 258H33V257H32ZM54 258H53V259H54ZM4 259H5V258H4ZM49 259H50V258H49ZM51 259H52V258H51ZM58 259H59V258H58ZM26 260H28V259H26ZM30 260H31V259H29V261H30ZM42 260H43V259H42ZM46 260H47V259H46ZM54 260H55V259H54ZM56 260H57V259H56ZM19 261H21V260H19ZM24 261H25V259H24ZM34 261H35V260H34ZM40 261H41V260H40ZM43 261H44V260H43ZM22 262H23V261H22ZM26 262H27V261H26ZM32 262H33V261H32ZM27 263H28V262H27ZM27 263H26V264H27ZM51 263H52V262H51ZM21 264H23V263H21ZM28 264H31V261H30ZM32 264H34V263H32Z\"/></svg>",
    "mask_w": 264,
    "mask_h": 264
}]
</instances>
